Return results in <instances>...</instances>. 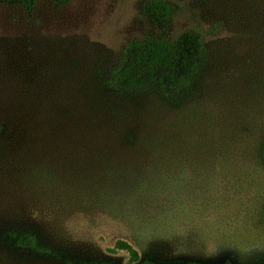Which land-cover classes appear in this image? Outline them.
I'll list each match as a JSON object with an SVG mask.
<instances>
[{"label":"trees","instance_id":"1","mask_svg":"<svg viewBox=\"0 0 264 264\" xmlns=\"http://www.w3.org/2000/svg\"><path fill=\"white\" fill-rule=\"evenodd\" d=\"M35 2L0 0V6L20 7L31 14ZM203 4L204 17L175 40L130 41L110 84L114 90L140 94L114 102L99 96L93 110L90 97L80 99L84 105L74 119L78 128L68 136L62 137L46 109H41L42 102L13 99L0 119V142L5 146L0 159H12L6 151L20 142L45 165L81 161L77 171L74 166L84 185L77 186V192L83 187L89 196L78 200L131 223L139 247L167 242L177 257L197 254L208 239L203 217L215 215L216 224L242 195L264 187V0ZM174 10L171 2L161 0L148 5L158 20L174 18ZM164 72L167 87L159 92L154 88ZM19 106L35 110L28 123L20 121ZM117 106L125 115L131 109V116H124L128 124L120 127L113 121L112 126H103L102 107L113 119L120 110ZM22 129L26 131L21 133ZM57 168L47 169L51 183L67 173ZM257 217L264 226V208ZM4 236L12 242L9 249L53 253L35 234L10 229ZM116 248L129 255L130 264H161L142 259L126 241H119ZM6 249L0 244V254Z\"/></svg>","mask_w":264,"mask_h":264},{"label":"rangeland","instance_id":"2","mask_svg":"<svg viewBox=\"0 0 264 264\" xmlns=\"http://www.w3.org/2000/svg\"><path fill=\"white\" fill-rule=\"evenodd\" d=\"M150 1L36 0L31 14L20 7L0 6V119L6 117L7 105L13 99H36L64 138L78 128L74 119L76 110L84 105L78 103L80 99L90 97L87 101L93 110L92 103L99 96L112 102L138 96L140 92L114 90L110 84L113 71L123 64L127 44L146 38L173 41L204 17L203 0H161L171 2L175 9L174 18L166 20L150 15ZM167 75H160L161 83L155 90L163 92ZM19 107L23 115L20 121L28 123L35 110ZM102 110L103 126H112L113 121L120 127L128 124L124 116L130 115L131 109L126 115L124 108L117 110L113 119ZM3 145L0 142V149ZM22 145L18 142L6 151L12 159H0V244L7 248L0 254V264H130L129 255L116 248L119 241L130 243L142 259L161 264H264V226L257 217L264 208V187L242 195L239 203L223 211L216 224L215 215L203 217L207 241L198 246L197 254L177 257L167 242L148 249L137 246L131 223L78 200L89 196L83 187L77 192V186H84L76 173L81 161L66 162L67 166L61 161L45 165L40 155L31 156L32 151ZM49 166L67 173L51 183ZM10 229L37 235L53 253L9 249L12 242L4 234Z\"/></svg>","mask_w":264,"mask_h":264}]
</instances>
